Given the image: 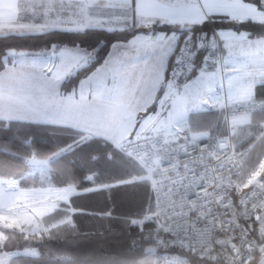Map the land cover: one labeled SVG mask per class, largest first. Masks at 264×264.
I'll return each instance as SVG.
<instances>
[{
	"label": "crops",
	"instance_id": "1",
	"mask_svg": "<svg viewBox=\"0 0 264 264\" xmlns=\"http://www.w3.org/2000/svg\"><path fill=\"white\" fill-rule=\"evenodd\" d=\"M215 18L262 22L264 8L253 0H0V36L54 30L137 29L130 38L113 42L104 60L80 77L68 91H63V81L87 66L94 57V50L81 45H52L37 51L11 50L0 74L12 70L19 71L20 76L0 80V119L70 127L83 138L99 137L116 148L134 133L141 115L151 114L152 107L154 112L160 107L158 113L164 115L167 105L172 115L173 97L176 93L180 95L182 87L190 82L185 78L175 81L170 76L180 35L175 28L200 25ZM154 24L172 28H150ZM219 31L224 44L223 66L228 70L221 76L223 91L219 90L217 79L212 80L213 76L221 75L216 65L197 70L195 75H199L205 94L196 96V102L186 108L183 118L166 124L178 127L186 137L223 136L226 130L220 131L219 119L224 116V97L241 99L256 93V68L264 67V61L253 54L260 50L252 51L251 45L264 38V33L254 35L235 28ZM205 38L203 35L194 37L191 50L196 52ZM204 98L208 99V105L201 103ZM191 113L208 116H201L191 124ZM126 120L128 130L122 132ZM126 159L128 167L124 174L127 177L110 185L133 183L126 211L134 213L146 206L144 215L152 206L150 185L142 178L138 165ZM105 186L95 185L83 191ZM59 194H53L46 206L30 197L28 201L37 205L35 213L24 209L19 212L20 216L26 221H41L46 235L51 229L64 228L72 222L76 209L60 206L68 202L72 194L67 197ZM55 211H58L56 217L47 220ZM141 217L130 221L139 226L140 222L134 220Z\"/></svg>",
	"mask_w": 264,
	"mask_h": 264
},
{
	"label": "built area",
	"instance_id": "2",
	"mask_svg": "<svg viewBox=\"0 0 264 264\" xmlns=\"http://www.w3.org/2000/svg\"><path fill=\"white\" fill-rule=\"evenodd\" d=\"M209 22L211 31L196 52L191 50L192 31L178 36L173 80L211 65L222 77L228 72L220 31L213 19ZM256 70L257 84L264 85V67ZM222 109L227 122L235 115L264 113V96L224 97ZM116 148L138 165L151 189L152 206L137 220L141 233L131 239L133 248L155 247L157 264H195L189 255L208 264H257L264 257V165L251 179L250 148L236 142L231 127L223 136L186 137L176 126H161L137 131Z\"/></svg>",
	"mask_w": 264,
	"mask_h": 264
},
{
	"label": "trees",
	"instance_id": "3",
	"mask_svg": "<svg viewBox=\"0 0 264 264\" xmlns=\"http://www.w3.org/2000/svg\"><path fill=\"white\" fill-rule=\"evenodd\" d=\"M257 2L262 8L264 4ZM218 28H235L246 30L251 34L264 33V21H235L225 18L213 19ZM150 28L171 29L170 25L154 24ZM146 29V28H145ZM180 34L193 32V38L207 35L211 31L209 21L193 25L191 30H180ZM137 29L103 30L85 29L83 31H48L42 34L0 36V71L7 64L9 52L37 51L50 48L52 45H81L94 50L90 63L79 69L63 81V91L70 90L78 79L99 65L106 57L113 42L130 38ZM192 38V39H193ZM198 57V54H197ZM196 73L194 68L181 79H189ZM256 94L264 96V85H257ZM264 121V113H258ZM206 113H191V124L199 121ZM221 126L220 131L224 132ZM252 138H245L240 146L246 147ZM66 149L56 160L52 161L49 174L53 185H73L80 192L70 196L61 207L74 208L72 222L64 228L51 229L42 239L21 241L9 237L5 242L8 249H23L26 246L36 248V254L18 253L9 261L0 264H157L158 252L147 250L149 245L138 248L131 246V239L141 233L138 225L130 219L141 217L146 206L127 213L130 204L128 196L135 186L133 183L110 185L126 178L128 160L109 141L99 138H83L73 128L40 122L0 119V177L15 180L21 187H37L42 183L39 175L33 174L29 160L35 156L49 158L61 149ZM92 175V176H91ZM95 185L105 187L83 191ZM58 211L51 213L47 220L56 217ZM148 223H144V227ZM15 237L21 238L19 234ZM167 251H173L168 248ZM195 264H208L189 255Z\"/></svg>",
	"mask_w": 264,
	"mask_h": 264
},
{
	"label": "rangeland",
	"instance_id": "4",
	"mask_svg": "<svg viewBox=\"0 0 264 264\" xmlns=\"http://www.w3.org/2000/svg\"><path fill=\"white\" fill-rule=\"evenodd\" d=\"M251 47L252 51L260 50L259 53L253 54H258L257 57H260V59L264 61V38L259 39V42L251 45ZM190 72L191 71H189L184 76L188 75ZM19 76V71L15 72L12 70H8L5 74H0V80H7L9 77L13 79ZM214 79H217L216 81L219 90L223 91V88H221V75L217 74L216 76H213L212 80ZM188 81L190 82L182 87L180 95L176 93L173 97V103L171 106L173 110L172 115H169L170 110H167L169 107L167 105L164 106V115H160L158 113L160 107H158L155 112L154 110H152V107L150 111L151 114L147 113L146 116L144 114L140 116L141 118L138 121V127L133 130L134 133L150 128L166 126V124H168V122L171 120H179L183 118L186 108H190V106L194 104V101L196 102V98L199 95L203 93L205 94V89L203 87V84H201V81L199 80V75L192 76L188 79ZM202 100L203 99H201V101ZM204 100L208 102L207 98H204ZM162 108L163 107H161V109ZM125 124L120 131L126 132L128 130L127 120ZM221 126L226 127V129L227 127L232 128V131L236 135V142L238 144H240V142L245 138H252L248 146H246L250 148V156L247 161V166L248 171H250V178H257L260 174V170L264 165V121L260 120L259 114L235 115L230 119L229 122H227L223 116L219 119L220 129ZM199 136H206V134H199ZM65 151V148L61 149L49 158L42 159L35 156L30 158L29 162L33 167V174L39 175V179L42 183L40 186L24 188L21 187L15 180H8L0 177V263L9 261L11 257L18 253H37L36 248L31 245L26 246L21 250L6 248L5 242L9 239V237L17 238L15 240L19 243L21 241L31 242L40 240L46 235V227L42 224L41 221H26L23 216H20L21 214L19 212L24 209L35 213L37 205H34L33 203H30L28 201L30 197L37 198L39 202H42L41 204H44V206H46L47 203H50L52 201L53 194H58L60 192L59 195L67 197L69 194H72L73 192H76L78 190L73 185L65 186L64 188H58L51 183L49 174L52 171V161L56 160L57 157ZM16 187L23 188L24 190H22L21 192H19L18 190L16 191ZM44 190H49V192L44 194L43 196L35 195V193ZM15 213H19V216H15ZM134 222H137V220H134ZM16 234H19L22 237H15Z\"/></svg>",
	"mask_w": 264,
	"mask_h": 264
},
{
	"label": "water",
	"instance_id": "5",
	"mask_svg": "<svg viewBox=\"0 0 264 264\" xmlns=\"http://www.w3.org/2000/svg\"><path fill=\"white\" fill-rule=\"evenodd\" d=\"M191 29H193V25H183V26L180 27V30H191ZM147 250H152V251H154V250H155V247L150 246V247H148ZM257 264H264V257L261 258V259L257 262Z\"/></svg>",
	"mask_w": 264,
	"mask_h": 264
},
{
	"label": "bare ground",
	"instance_id": "6",
	"mask_svg": "<svg viewBox=\"0 0 264 264\" xmlns=\"http://www.w3.org/2000/svg\"><path fill=\"white\" fill-rule=\"evenodd\" d=\"M147 227V226H146ZM155 252H158V251H155Z\"/></svg>",
	"mask_w": 264,
	"mask_h": 264
}]
</instances>
